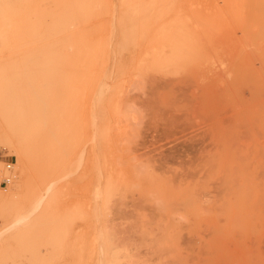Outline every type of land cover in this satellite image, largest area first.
<instances>
[{
	"label": "rangeland",
	"instance_id": "1",
	"mask_svg": "<svg viewBox=\"0 0 264 264\" xmlns=\"http://www.w3.org/2000/svg\"><path fill=\"white\" fill-rule=\"evenodd\" d=\"M135 1L0 0V264H264V0Z\"/></svg>",
	"mask_w": 264,
	"mask_h": 264
},
{
	"label": "bare ground",
	"instance_id": "2",
	"mask_svg": "<svg viewBox=\"0 0 264 264\" xmlns=\"http://www.w3.org/2000/svg\"><path fill=\"white\" fill-rule=\"evenodd\" d=\"M101 1V0H100ZM112 1V0H111ZM116 1V0H115ZM119 1H121V0H119ZM124 1V0H123ZM135 1V0H134ZM138 1V0H137ZM143 1V0H142ZM142 1H140V2H142ZM158 0H150L149 1V4H151V5H149V4H147V5H149V7H148V11L146 12V14L145 15H147V13H149V14H151V16L153 17H158L159 15L161 16L162 15V12H161V10L162 9H159L158 7H157V3L154 5V3L155 2H157ZM128 2V1H127ZM130 2V1H129ZM128 2V3H129ZM136 2V1H135ZM134 2V3H135ZM159 2V1H158ZM160 2H161V0H160ZM164 2V1H163ZM123 3V2H122ZM133 3V2H132ZM132 3H131V5H132ZM137 3H139V2H136V4ZM162 3V2H161ZM78 4V3H77ZM104 4V3H103ZM112 4V3H111ZM118 4H119V2H118ZM124 4V3H123ZM114 5H115V3H114ZM113 5V6H114ZM160 5V4H159ZM91 6V5H90ZM100 6V5H99ZM120 6H121V4H120ZM123 6V5H122ZM122 6H121V8H122ZM128 6V5H127ZM143 6V5H142ZM141 6V8H143ZM77 7V6H76ZM103 7H104V5H103ZM102 7V8H103ZM116 7V6H115ZM124 7V6H123ZM126 7V6H125ZM120 8V9H121ZM132 8V7H131ZM141 8H139L140 9V11H142L143 12V10H141ZM89 9V8H88ZM90 9H92V8H90ZM134 9V8H133ZM144 9V8H143ZM113 10H115L114 8H113ZM119 10V9H118ZM103 11V10H102ZM139 11V13H141ZM103 12H105V11H103ZM90 13V12H89ZM98 13H100V12H98ZM125 13V12H124ZM104 14V13H103ZM110 14V13H109ZM108 14V15H109ZM135 14V13H134ZM148 14V15H149ZM127 15V14H126ZM139 15V14H138ZM114 16V15H113ZM144 16V15H143ZM150 16V15H149ZM148 16V17H149ZM159 16V17H160ZM93 17V16H92ZM96 17V16H95ZM99 17V16H98ZM103 17V16H102ZM111 17V16H110ZM122 17H123V15H122ZM135 17V16H134ZM113 18V17H112ZM117 18V17H116ZM136 18H137V16H136ZM98 20H99V18H97ZM102 19V18H101ZM115 19V18H114ZM128 19H129V17H128ZM141 19V18H140ZM144 19H147V21H148V18H145L144 17ZM143 19V20H144ZM150 19V18H149ZM152 19V18H151ZM157 19V18H156ZM113 20V19H112ZM118 20V19H117ZM124 20V19H123ZM96 21V20H95ZM108 21V20H107ZM139 21V20H138ZM146 21V20H145ZM93 22H94V20H93ZM104 22V21H103ZM133 22V21H132ZM159 22V21H158ZM112 23H114V21L112 22ZM163 23V22H162ZM162 23H161V21L159 22V23H156V26H157V29L158 28H164L163 27V25H162ZM98 24V23H97ZM100 24V23H99ZM103 24V23H102ZM106 24V23H105ZM119 24L121 25V23L119 22ZM119 24H118V26H119ZM127 24H128V21H127ZM137 24V23H136ZM143 25H144V23H142ZM160 24V25H159ZM94 25H96L95 23H94ZM104 25V24H103ZM115 25V24H114ZM113 25V26H114ZM129 25H130V23H129ZM145 25H147L146 23H145ZM144 25V26H145ZM162 25V27H160ZM85 26V25H84ZM96 26H98V25H96ZM100 26V25H99ZM117 26V27H118ZM127 26V25H126ZM137 26V25H136ZM91 27H95V26H91ZM106 27V26H105ZM122 27H123V24H122ZM127 27H129V26H127ZM154 27V26H153ZM89 28V27H88ZM101 28V27H100ZM107 28V27H106ZM105 28V30H107ZM111 28V27H110ZM110 28H109V30H110ZM113 28V27H112ZM111 28V29H112ZM141 28V27H140ZM96 29H98V28H96ZM115 29V28H114ZM123 29V28H122ZM152 29V28H151ZM156 29V30H157ZM165 29V28H164ZM163 29V30H164ZM82 30H83V28H82ZM88 31H91L90 29H87ZM86 30V31H87ZM93 30V29H92ZM104 30V31H105ZM139 30V29H138ZM143 30H145L144 28L142 29V31ZM163 30L161 31V29H160V31L161 32H163ZM108 31V30H107ZM126 31H127V28H126ZM136 31V30H135ZM139 31H141V30H139ZM85 32V31H84ZM93 32V31H92ZM102 32H103V30H102ZM109 32V31H108ZM158 32H159V29H158ZM158 32H156V36H157V34H158V38L160 37L159 35L161 34V32L160 33H158ZM135 33V32H134ZM92 34V33H91ZM93 34H94V32H93ZM97 34H98V32H97ZM100 34V33H99ZM110 34H111V32H110ZM126 34H127V32H126ZM130 34V33H129ZM85 35V34H84ZM117 35H119V34H117ZM162 35H163V33H162ZM162 35H161V37H162ZM88 36V35H87ZM102 37H103V35H102ZM109 37H113V35L112 36H109ZM122 37V36H121ZM154 37V36H153ZM153 37H151V35H149V33H148V31H146L145 33L143 32V33H136V35H135V37H134V39H133V42L135 43V44H140V45H142V47L140 48L139 47V49L138 50H136V51H134V54H136V56H142V55H145V54H148V52L154 47L155 48V46L157 45V47H159L158 45H161V43L162 42H157L159 39H156L157 37H155V38H153ZM102 39V38H101ZM112 39H114V38H112ZM132 39V38H131ZM155 39V40H154ZM98 40V39H97ZM100 40V39H99ZM110 40V39H109ZM107 41V40H106ZM160 41V40H159ZM86 42H88V41H86ZM100 42H101V40H100ZM112 42V41H111ZM121 42V41H120ZM122 42H123V40H122ZM129 42V41H128ZM164 42V41H163ZM85 43V42H84ZM84 43H82V44H84ZM94 43V42H93ZM107 43H108V41H107ZM106 43V44H107ZM119 43V42H118ZM156 43H159V44H156ZM88 44H90V45H92V43L90 42V43H88ZM87 44V47L89 46ZM102 44V43H101ZM105 44V43H104ZM104 44H103V46H104ZM105 44V45H106ZM120 44V43H119ZM133 44V43H132ZM156 44V45H155ZM85 45V44H84ZM93 45H95V46H93ZM92 46H90V47H88L87 48V50H85L84 52H86L85 53V55L84 54H81L80 55V57H83V59H81V60H83L85 63L84 64H86V63H88V62H96V63H100V62H104V54H105V50L101 47L102 45H100V46H96L97 44L95 43V44H93ZM108 45H110L109 43H108ZM117 45V44H116ZM111 47H113V46H111ZM115 47V46H114ZM136 47H137V45H136ZM136 47H134V48H136ZM110 48V47H109ZM134 48H132V51H133V49ZM107 49V48H106ZM125 49V48H124ZM127 49H128V47H127ZM71 50V49H70ZM112 50H113V48H112ZM111 50V51H112ZM129 50V49H128ZM108 51V50H107ZM121 52V51H120ZM131 52V51H130ZM114 52L112 51V54H113ZM121 54V53H120ZM75 57V56H74ZM80 57H78V59L80 58ZM131 57H133V56H131ZM150 57V56H149ZM109 58V57H108ZM112 58V57H111ZM127 58V57H126ZM77 59V58H76ZM122 59V58H121ZM136 59V58H135ZM141 59V58H140ZM117 60H118V58H117ZM142 60V59H141ZM74 61V60H73ZM130 61H132V59H130ZM81 62V61H80ZM102 62V63H103ZM136 63L137 61H133V63ZM147 62H148V60H147ZM101 63V64H102ZM108 63V62H107ZM122 63L123 62H120V64L122 65ZM126 63V62H125ZM138 63V62H137ZM140 63V62H139ZM75 64H76V62H75ZM89 64V63H88ZM87 64V65H88ZM92 64H94V63H92ZM143 64V63H142ZM98 65V64H97ZM100 65V64H99ZM108 65V64H107ZM120 65V66H121ZM129 65H131V64H129ZM93 66V65H92ZM135 66V65H134ZM137 67H138V65H136ZM146 66H148V65H146ZM100 67V66H99ZM127 67V66H126ZM125 67V68H126ZM89 68V67H88ZM88 68H86V69H88ZM95 68H96V66H95ZM131 68V67H130ZM138 68H140V66L138 67ZM146 68V67H145ZM104 69V68H103ZM144 69V68H143ZM89 70V69H88ZM92 70L93 69H91L90 71L92 72ZM96 70V69H95ZM98 70H100L99 68H98ZM97 70V71H98ZM102 70V69H101ZM100 70V71H101ZM134 70V69H133ZM83 71V70H82ZM85 71V70H84ZM89 71V72H90ZM100 71H98V72H100ZM107 71H108V69H107ZM106 71V72H107ZM117 72H118V70H117ZM121 72V71H120ZM123 72V71H122ZM85 73V72H84ZM94 73V72H93ZM103 73H105V72H103ZM119 73V72H118ZM117 73V74H118ZM124 73V72H123ZM133 73H135V72H133ZM99 74V73H98ZM102 74V73H101ZM105 75V74H104ZM83 76H84V74H83ZM89 76H91V75H89ZM107 76V75H106ZM112 76V75H111ZM100 77V76H99ZM97 78V77H96ZM101 78V77H100ZM105 79H106V77H104ZM122 78V77H121ZM87 80V79H86ZM89 80H90V78H89ZM101 80V79H100ZM98 81V80H97ZM108 81L109 80H107V83H108ZM86 82H88V81H86ZM99 82V81H98ZM110 82V81H109ZM112 83V82H111ZM125 83V82H124ZM105 84V83H104ZM94 85V84H93ZM102 86H103V84H102ZM106 86V85H105ZM98 87H99V85H98ZM104 87V86H103ZM108 87V86H107ZM114 87V86H113ZM89 88H91V86L89 87ZM89 88H87V89H89ZM105 88V87H104ZM104 88H102V90L104 89ZM116 88V87H115ZM119 88V87H118ZM106 90V89H105ZM104 90V91H105ZM109 90V89H108ZM122 90V89H121ZM101 91V90H100ZM91 92V91H90ZM88 93V92H87ZM101 93V92H100ZM106 93H108L107 91H106ZM102 95L104 94V92L103 93H101ZM109 94V93H108ZM118 94V93H117ZM104 95H106V94H104ZM117 97V96H116ZM102 98V97H101ZM105 98V97H104ZM104 102H106V101H104ZM103 104V103H102ZM101 105V104H100ZM111 105V104H110ZM104 107V106H103ZM11 113L9 112V111H7V110H3V109H0V147H3V146H12V143L14 142L13 140L15 139L16 140V138H15V135H14V133H13V131H12V127L10 126V123H9V115H10ZM45 138V137H44ZM42 142H43V145H47L48 143H49V141H48V137H46L44 140L42 139Z\"/></svg>",
	"mask_w": 264,
	"mask_h": 264
},
{
	"label": "built area",
	"instance_id": "3",
	"mask_svg": "<svg viewBox=\"0 0 264 264\" xmlns=\"http://www.w3.org/2000/svg\"><path fill=\"white\" fill-rule=\"evenodd\" d=\"M6 169H7L8 171H10V169H11V164L8 163V162L6 163ZM10 180H11V177H10L9 174H7V175H4V176L2 177L1 182L4 183V184L6 185L7 183L10 182Z\"/></svg>",
	"mask_w": 264,
	"mask_h": 264
}]
</instances>
